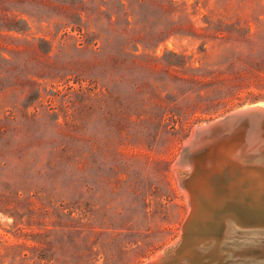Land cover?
Returning <instances> with one entry per match:
<instances>
[{"label": "rangeland", "instance_id": "rangeland-1", "mask_svg": "<svg viewBox=\"0 0 264 264\" xmlns=\"http://www.w3.org/2000/svg\"><path fill=\"white\" fill-rule=\"evenodd\" d=\"M128 1L0 0V264L151 260L191 129L264 100V0Z\"/></svg>", "mask_w": 264, "mask_h": 264}, {"label": "bare ground", "instance_id": "bare-ground-1", "mask_svg": "<svg viewBox=\"0 0 264 264\" xmlns=\"http://www.w3.org/2000/svg\"><path fill=\"white\" fill-rule=\"evenodd\" d=\"M256 105L264 107V102ZM239 117L205 129L204 138L192 147L201 146L202 152L189 156L188 164L182 163L183 177L193 168H199L196 179L190 183L195 204L193 230L197 224H206L204 230L213 232L196 235L179 258L169 257L160 264H264V140H258L264 139V121L252 115L243 120ZM235 121L240 124L239 131L245 132L237 138L242 143L228 146L232 139L224 137L210 146L205 145L210 137L214 138ZM255 127H259L255 130L257 135L248 139L252 134L248 131ZM246 163L257 166H244ZM213 172L220 173L228 182L222 185L216 176L208 180ZM248 247L256 248L259 255L244 256Z\"/></svg>", "mask_w": 264, "mask_h": 264}, {"label": "water", "instance_id": "water-1", "mask_svg": "<svg viewBox=\"0 0 264 264\" xmlns=\"http://www.w3.org/2000/svg\"><path fill=\"white\" fill-rule=\"evenodd\" d=\"M263 102H264V100L254 102L252 104H248L247 108H245L243 106L239 107L237 109H234V110L228 112L227 114H225L224 116H222L216 120H213L209 123H204V124L198 125V126L193 127L191 129V131L189 132V135L187 136V138L185 139V141L182 144V148H181V152L179 154V157L176 159V161L172 165L173 172L176 175L178 186L181 189H184L185 193H186V199H187V203L189 205L188 215L182 224L181 233L177 237V239H175L172 243L168 244L167 246L163 247L161 249V251H159L157 254L154 255L152 260L149 259L148 261H146L143 264H160L161 262L165 261V259H169V257H171V259H174V257L179 258L181 256L180 252L186 246H189L192 243V241L194 240L196 235L198 236V234L202 235V234H206V232L207 233L213 232L211 229L204 230L206 224L204 226L197 224L198 229L196 227L193 230V228H194V225H192L193 219H194V217H193L194 208L193 207L195 204L193 203L194 202L193 195H191V193H190V191H191L190 190V187H191L190 183L196 179L194 176L198 172L199 168H193V170L190 171L186 177H183L184 166L182 165V163L186 162L188 164L189 162H191V160L188 159L189 156L194 157L195 155H198L199 153L202 152L203 148H201V146H198L195 149H192V147L200 141L201 137H203L205 129H208L214 125H218L221 122H226V120H229L232 118H237L238 116H240L239 120H243L244 117H249L250 115H252V118H254L256 120L264 121V107H261L260 105H256L258 103H263ZM237 121H235L232 125H230V127L225 129L223 132H220L214 138L210 137L209 142L205 145L210 146L214 143H217L220 139H222L224 137L227 140L232 139L231 143L228 144V146H232L233 143H242V141L237 140V138L242 134L244 135L245 132H243V130L239 131L240 124L238 125ZM258 129H259V127L258 128L255 127L253 129H250L248 131V133H252V134L248 139H251V137L256 136L257 134H256L255 130H258ZM258 140L263 141L264 139L259 138ZM244 166L256 167L257 165H250L249 163L248 164L246 163V164H244ZM214 176L217 177V181L219 183H221L222 185H225L226 182H228V181H226V178L224 176H221V174L218 172H213L212 174H210L208 177V180L213 178ZM187 193H188V196H187ZM229 203H232V202L230 201ZM243 203H244L243 200H241V204H243ZM256 217H258V216H256ZM198 222H201V221L199 220ZM197 243H200V241ZM244 248H247V247H244ZM243 255L244 256H249V255L250 256H257V255H259V252L256 248L248 247V249H245Z\"/></svg>", "mask_w": 264, "mask_h": 264}, {"label": "trees", "instance_id": "trees-1", "mask_svg": "<svg viewBox=\"0 0 264 264\" xmlns=\"http://www.w3.org/2000/svg\"><path fill=\"white\" fill-rule=\"evenodd\" d=\"M146 1L151 3L155 7H159L162 10L164 9L163 5L161 4L162 1L166 2L168 7L173 6V3H176V1H173V0H137V3L142 4L143 2H146ZM128 3H129V1H128ZM120 4H121V7L123 8L124 3L122 2V0H120ZM128 5H130V3Z\"/></svg>", "mask_w": 264, "mask_h": 264}]
</instances>
